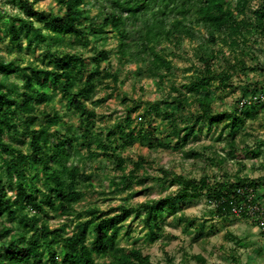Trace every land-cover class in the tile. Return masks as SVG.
Segmentation results:
<instances>
[{
  "label": "trees",
  "instance_id": "16d2710c",
  "mask_svg": "<svg viewBox=\"0 0 264 264\" xmlns=\"http://www.w3.org/2000/svg\"><path fill=\"white\" fill-rule=\"evenodd\" d=\"M37 1L10 2L17 11L9 15L7 32L13 46L21 44L22 34L29 47L35 39L45 43L40 55L44 65L33 63L20 67L15 61L0 57V70L5 72L0 79V217L5 215L13 220L19 216L24 224L22 230H14L6 222L1 223L0 264H94L97 256L106 257L105 264H152L140 248L117 242L122 221L137 208L122 204L114 215H99V209L93 208L87 211L85 220L80 219L82 214L75 211L73 204L81 198L79 187L86 186L92 174L79 171V166L70 161L69 149L74 143L77 150L85 146L90 149L95 143L100 154L113 157L115 167L124 171L127 159L117 150L134 141L149 148L160 144L181 149L203 128L212 131L225 119L228 121L223 130L227 129L234 140L244 120L253 117L252 112L262 106L239 107V99L229 108L217 104H224L225 96L236 88L242 91L241 96L263 89L253 82L234 85L232 79L234 74L246 70L247 57L256 58V45L264 36V0L252 13L247 12L250 0H97L98 11L94 16L84 13L85 0H57L60 13L54 15L37 10L34 7ZM35 21L42 25L35 26ZM200 29L207 37L201 45L205 50L199 56L201 64L190 69L188 81L180 85L170 81L168 92L158 99L134 100V106L126 107L119 123L100 131L92 127L95 110L85 100L95 90L97 75L117 79L115 73L100 68V60L107 58V52L100 51L91 68L80 54L50 48L64 41L67 35L86 42L90 34H100L96 38L104 40L101 35L111 31L117 38L119 60L132 62L137 58V74L156 78L160 86L174 70L172 61L161 54V45L183 38L193 40ZM219 59L220 63L216 62ZM17 71L23 74L20 92L17 83L5 84L6 75ZM57 91L66 98L67 109L78 114L83 130L76 136L71 128L69 136H61L53 143L47 127L60 119L58 112L53 108L51 112L43 109L44 122L39 129L32 127V119L28 120L26 115H36L38 107L48 105ZM139 107L141 113L131 116V111ZM18 114L25 116L21 124L28 135L27 151L5 138L6 134L19 132L15 119ZM152 115H160V122L153 125L148 121L144 127ZM88 154L90 157L94 152L89 150ZM163 172L177 185L175 191L139 205L144 211L142 220L151 242L162 230L158 213L171 211L176 201L196 198L204 192L214 198L216 211L228 213L234 187L244 184L228 179L209 183L205 177L195 179ZM123 178L122 190L132 186L134 175L128 172ZM9 190L13 193L9 194ZM49 211L77 217L70 234L66 233L65 224L50 228L41 221V215ZM57 242L61 246L54 251ZM45 252L47 262L42 261Z\"/></svg>",
  "mask_w": 264,
  "mask_h": 264
},
{
  "label": "rangeland",
  "instance_id": "374dc122",
  "mask_svg": "<svg viewBox=\"0 0 264 264\" xmlns=\"http://www.w3.org/2000/svg\"><path fill=\"white\" fill-rule=\"evenodd\" d=\"M96 1L85 0L82 8L86 15L94 16L97 13ZM262 2L263 0H250L247 12L252 13L253 5ZM10 7L12 6H7V3L0 0V57L4 61H15L20 67H27L33 63L43 66L44 62L41 61L40 55L46 48L45 43L35 39L33 45L29 47L25 35L22 34L20 45L10 44L7 32L9 15L13 13ZM34 7L46 15L60 13L57 0H38ZM34 25L39 27L42 24L35 21ZM103 36L104 40L96 38L100 37V34L98 36L90 34L89 40L85 42V39L67 35L61 43L50 46L52 50L80 54L89 62L91 68L95 65L94 57H99L102 50L107 52V58L100 60V68L115 73L117 79L110 77L104 79L97 75L94 81L95 90L91 97L85 100L86 104L95 110L92 124L94 131L119 123L126 107L134 106V100H155L162 97L168 92L170 81L178 85L186 83L192 71L190 69L201 64L199 56L205 50L201 45L207 39L204 30L200 29L193 40L183 38L176 40L175 43H163L161 54L172 61L174 70L158 86L156 78L137 74V58L132 62L119 60L117 38L113 32L109 31L106 35H101ZM262 42L256 45V58L247 57L246 70L243 73L239 72L232 82H237L239 77L252 76L254 83H259L261 88H264ZM224 51L228 54L226 47ZM216 62L220 63V59ZM22 75L20 71L7 74L6 86L12 82L17 83L19 92L22 91ZM3 76L5 72L0 70V79ZM241 94L242 91L236 88L225 96L224 104L218 102L217 105L220 108L232 107ZM52 108L60 116L54 125L47 127L53 143L61 136H69L71 128L74 129L76 136L82 133L83 128L79 126L78 114L72 109H67V100L58 91L48 105H40L36 115L27 114L26 118L32 119L34 129H39L44 122V117H41L42 110L51 112ZM141 109L139 107L138 110L131 111V116L137 117ZM257 110L252 112L253 117L244 120L240 130L235 132L234 140L227 129L223 130V125L228 121L225 119L212 131L208 132L203 128L181 149H172L160 144L149 148L139 141H134L117 150L127 159L124 171L115 167L113 157L100 154V149L95 143H92L90 149L85 146L78 150L75 149L74 143L69 149L70 161L79 166V171L92 174V178L86 181V186L79 187L82 195L73 204L75 211L81 212L80 219L85 220L88 217L87 211L93 208L99 209V215L102 213L114 215L119 212V206L122 204L137 208L136 212L122 221L117 242L121 246L140 248L143 254L149 256L152 264H264V234L260 233L254 222L247 217L234 216L230 211L228 213L216 211L214 198L204 192L196 198L176 201L174 208L169 212L158 213V224L162 230L153 242L148 239L147 229L142 220L144 211L139 206L148 199H156L175 191L177 185L171 183L163 171L195 179L205 177L209 183L222 179L232 182L240 180L242 183L258 185L257 188L261 192L264 187L261 184V178L264 180V110L261 108ZM23 117L25 116L18 114L15 118L19 124V132L6 134L5 138L27 151L28 135L24 133V126L21 124ZM160 120V115H152L146 119L144 127L148 121L157 125ZM89 150L94 152L90 157ZM190 152L194 154L190 155ZM128 172L134 175L133 184L122 190L120 183ZM37 183L40 184V181L37 180ZM12 193L9 190V194ZM19 220V216L8 220L3 215L0 217V226L2 222H6L14 230H22L24 224ZM76 220L75 215H56L52 211L41 215V221L46 222L50 228L65 224L66 233L69 234ZM60 246L61 243L57 242L52 249L57 251ZM47 255L45 252L42 261H48ZM197 255L200 258H197ZM106 260L104 256H97L94 264H105Z\"/></svg>",
  "mask_w": 264,
  "mask_h": 264
},
{
  "label": "built area",
  "instance_id": "2783aa9c",
  "mask_svg": "<svg viewBox=\"0 0 264 264\" xmlns=\"http://www.w3.org/2000/svg\"><path fill=\"white\" fill-rule=\"evenodd\" d=\"M2 1L7 3V6H12L10 7L11 11H17V8L10 3L14 0ZM256 8L257 4L253 5V10ZM238 99L239 107L258 104L264 110V88L246 96H240ZM257 189V186L250 183L235 186L230 197V213L234 216L249 218L254 222L258 231L264 234V199L259 198Z\"/></svg>",
  "mask_w": 264,
  "mask_h": 264
},
{
  "label": "crops",
  "instance_id": "0c3cea01",
  "mask_svg": "<svg viewBox=\"0 0 264 264\" xmlns=\"http://www.w3.org/2000/svg\"><path fill=\"white\" fill-rule=\"evenodd\" d=\"M238 74L239 73H236V74H234V76H233V78H235V76H238ZM241 74V73H240ZM239 80L237 81V82H233L235 85H240V84H246V83H254V80L252 79V76L250 77H246V78H244V77H239L238 78ZM233 80V79H232ZM240 90V89H239ZM261 181H262V185L264 186V180H263V178H261ZM258 186V185H257ZM257 191H258V196H259V198H261V199H264V187H262V189H261V192L259 191V188L257 189ZM255 228H256V226H255Z\"/></svg>",
  "mask_w": 264,
  "mask_h": 264
}]
</instances>
